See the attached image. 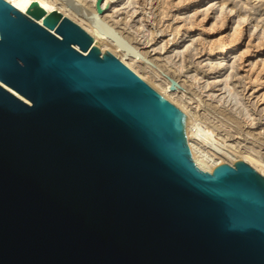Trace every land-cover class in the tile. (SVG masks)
<instances>
[{"label": "water", "instance_id": "obj_1", "mask_svg": "<svg viewBox=\"0 0 264 264\" xmlns=\"http://www.w3.org/2000/svg\"><path fill=\"white\" fill-rule=\"evenodd\" d=\"M187 121L70 18L0 0V264H264L263 173L200 169Z\"/></svg>", "mask_w": 264, "mask_h": 264}, {"label": "rangeland", "instance_id": "obj_2", "mask_svg": "<svg viewBox=\"0 0 264 264\" xmlns=\"http://www.w3.org/2000/svg\"><path fill=\"white\" fill-rule=\"evenodd\" d=\"M49 1L91 28L102 24L106 44L190 110L203 132L264 164V0H123L103 14L97 0ZM229 40L235 51L216 53Z\"/></svg>", "mask_w": 264, "mask_h": 264}, {"label": "bare ground", "instance_id": "obj_3", "mask_svg": "<svg viewBox=\"0 0 264 264\" xmlns=\"http://www.w3.org/2000/svg\"><path fill=\"white\" fill-rule=\"evenodd\" d=\"M41 1L44 2L45 4H47L48 6H50L55 11H59L64 16L70 18L71 20H73L74 22L79 24L82 28H84L94 38V44L96 46H98L103 53L109 51L112 54H114L124 64H126L131 70H133L135 73H137L143 80H145L146 82L151 84L152 87L155 88L163 97H165L167 100H169L170 102L175 104L177 107H179L183 111L184 116L188 119L187 125H186L188 142H189V145L191 147L193 159L200 169L207 171V172H213L215 170V168L221 164L227 163L230 165H234V163L236 161L242 160V161L247 162L248 164L253 165L255 168H257L264 175V164L263 163L256 160L255 158H253V156L251 157L247 154L241 155L240 152H238L237 150L231 149L230 146L226 145V142L224 139L220 138V140H219V139L215 138V135L213 132H211V131L203 132L202 131L203 126L198 121H196V119H197L196 117H194L195 119L192 117L191 112L189 113L190 110L187 111L184 107H182L181 105H179L175 101L174 97L167 94L166 91L161 90L159 87H157V85L155 86L151 81H149V79H147V77L141 75V73H139V71L134 67L133 64L127 62L123 58L122 55H120L119 53H117L115 51L116 49L112 45H107L105 37L101 34L102 31H104V27L102 26V24L97 25V27L95 29L91 28L88 25H86L85 23H83L81 20L76 18L75 16L69 14L66 11H63V9H61V7L55 5V3H52L49 0H41ZM110 1H112V0H107L105 5L107 6V4H109ZM122 1L123 0H117L115 4H117L118 2H122ZM198 1L202 2L203 0H197V2ZM243 20H244V18L240 17L237 20V24H236V29L240 28V31L238 30L240 33L242 31L241 25H242ZM105 32H106V34L107 33L111 34L108 31H105ZM239 32H237V34L235 33L234 35H232V37H234L235 35L240 36ZM110 36L112 38L113 37L115 38L114 33H112V35H110ZM236 38H237V36H236ZM116 41H118V39H116ZM233 41H230L229 43L221 42L220 45L218 47H216V49H218L216 53L221 54V55H227L229 52H231L233 50L235 51V48L238 47V43H234ZM213 44H215V43H213ZM210 51L212 52V54H214L215 48L211 49ZM225 86H229L228 83H226ZM226 93H229L234 101L238 100V96L236 95V92H235V95H233V93H234L233 88L227 90Z\"/></svg>", "mask_w": 264, "mask_h": 264}]
</instances>
